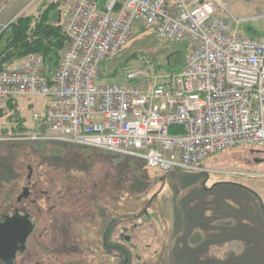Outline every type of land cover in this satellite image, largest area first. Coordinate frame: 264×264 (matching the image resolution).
Masks as SVG:
<instances>
[{"label":"rangeland","instance_id":"obj_1","mask_svg":"<svg viewBox=\"0 0 264 264\" xmlns=\"http://www.w3.org/2000/svg\"><path fill=\"white\" fill-rule=\"evenodd\" d=\"M8 1L9 16L29 2ZM57 1L33 0L22 12L38 15ZM223 1L222 18L239 19L252 38L264 33V0ZM53 10L62 21L61 6ZM171 43L141 33L107 60L104 71L116 75L103 82H124L128 68L150 59L165 63ZM0 110V217L18 209L36 224L15 264H248L253 255L262 264L264 148L242 145L206 158L200 170L163 172L138 157L37 141L43 97L20 98L15 108L0 99Z\"/></svg>","mask_w":264,"mask_h":264},{"label":"built area","instance_id":"obj_2","mask_svg":"<svg viewBox=\"0 0 264 264\" xmlns=\"http://www.w3.org/2000/svg\"><path fill=\"white\" fill-rule=\"evenodd\" d=\"M223 0H63L68 45L56 71L33 53L0 69V99H46V130L33 138L142 158L164 172L197 171L208 157L264 148V33L222 18ZM144 28L188 40L176 72L129 68L100 83V65ZM40 121L42 116L34 114Z\"/></svg>","mask_w":264,"mask_h":264},{"label":"trees","instance_id":"obj_3","mask_svg":"<svg viewBox=\"0 0 264 264\" xmlns=\"http://www.w3.org/2000/svg\"><path fill=\"white\" fill-rule=\"evenodd\" d=\"M104 1L105 0H100L101 3ZM59 5L60 1L52 3L51 5L46 6V8H44V10L38 15L22 14L7 25V27L0 34V69H4L6 66L25 58L29 54L38 53L43 55L48 71H56L60 64L62 55L68 45V37L63 31L62 21L57 20L60 17V14L54 12L53 10ZM146 31L147 30L144 28L138 29L133 35L132 39L141 33H145ZM164 41L172 42L171 51L166 59V62L155 65L153 60L150 59L149 61L145 62V65L141 67L159 73L176 72L184 66L188 55L187 53H190L192 49L190 42L188 40ZM126 47H124L121 51H123ZM121 51L108 59L117 56ZM108 59L103 61L100 65V83H104L103 80H105L106 77H115L116 75L115 71H112L110 74L104 71V64L107 63ZM16 99L17 98L7 99L8 104L12 108L17 107ZM2 113L3 111L0 110V114ZM17 122L18 126L23 129V132L28 130L24 127V118L19 116L17 118ZM38 122H41V124L39 126L35 125V130L32 133L36 132L40 135L46 134L47 124L45 116L42 117V119ZM23 134L26 135L28 133ZM37 141L41 143H61L42 139H38ZM112 153L117 157H126L133 160L137 158L121 153Z\"/></svg>","mask_w":264,"mask_h":264},{"label":"water","instance_id":"obj_4","mask_svg":"<svg viewBox=\"0 0 264 264\" xmlns=\"http://www.w3.org/2000/svg\"><path fill=\"white\" fill-rule=\"evenodd\" d=\"M28 194L26 192L23 196ZM34 229L35 223L29 212L22 213L16 209L14 214L0 217V263L12 264L18 253L26 249Z\"/></svg>","mask_w":264,"mask_h":264},{"label":"crops","instance_id":"obj_5","mask_svg":"<svg viewBox=\"0 0 264 264\" xmlns=\"http://www.w3.org/2000/svg\"><path fill=\"white\" fill-rule=\"evenodd\" d=\"M58 1H61V0H58ZM31 2V5L33 4V0H29V2H26L27 4ZM9 3L10 1L8 0H0V34L1 32L7 27V25L15 20L18 16L22 15V14H30V13H25V12H22V9L23 7H27L28 5L25 3V4H22L23 7H21V10H19L16 14H14L13 16H9L7 13H6V10L9 6ZM34 14V13H32ZM252 31V30H251ZM20 98H24V97H18L16 99V102H17V106H18V100ZM34 126V125H33ZM260 224L262 225V229L264 228V222H263V219L261 218L260 219ZM254 230H255V233L257 234V237L259 235H262V230H258L256 226H254ZM253 233H247L246 234V237L248 238H253ZM245 236V235H244ZM256 237V236H254ZM251 258V257H250ZM258 258L259 260H261V263L264 264V257H262L258 251ZM248 264H257V260H255V255H253V257L251 259H249L248 261Z\"/></svg>","mask_w":264,"mask_h":264},{"label":"flooded vegetation","instance_id":"obj_6","mask_svg":"<svg viewBox=\"0 0 264 264\" xmlns=\"http://www.w3.org/2000/svg\"><path fill=\"white\" fill-rule=\"evenodd\" d=\"M35 228H36V224H35ZM23 253H24V251L23 252H19L18 255H17V257H16V259L14 260V262L12 264H15L16 263V260L18 259V256L20 254H23ZM0 264H3V262H1Z\"/></svg>","mask_w":264,"mask_h":264}]
</instances>
